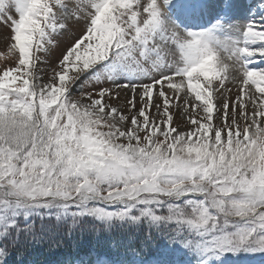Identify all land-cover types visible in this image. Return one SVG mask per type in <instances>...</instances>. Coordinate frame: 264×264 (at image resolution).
<instances>
[{
  "label": "snow or ice",
  "instance_id": "obj_1",
  "mask_svg": "<svg viewBox=\"0 0 264 264\" xmlns=\"http://www.w3.org/2000/svg\"><path fill=\"white\" fill-rule=\"evenodd\" d=\"M0 41V264H264V0H0Z\"/></svg>",
  "mask_w": 264,
  "mask_h": 264
},
{
  "label": "trees",
  "instance_id": "obj_2",
  "mask_svg": "<svg viewBox=\"0 0 264 264\" xmlns=\"http://www.w3.org/2000/svg\"><path fill=\"white\" fill-rule=\"evenodd\" d=\"M115 238L123 241V245L117 249L111 247V240ZM144 239L143 231L136 238L134 244H130L127 236L116 235L108 237L101 233L97 235L94 232L85 231L82 235L77 234L74 237V243L58 249L55 253H48L49 245L47 243L36 246L25 258L24 264H75L81 258H87L89 264L92 263L97 255L103 254L109 258L131 260L132 256L125 252V246L140 247V241ZM160 239L155 240L156 245L163 244ZM144 259H149L155 255V249L149 245L147 251L142 253Z\"/></svg>",
  "mask_w": 264,
  "mask_h": 264
},
{
  "label": "rangeland",
  "instance_id": "obj_3",
  "mask_svg": "<svg viewBox=\"0 0 264 264\" xmlns=\"http://www.w3.org/2000/svg\"><path fill=\"white\" fill-rule=\"evenodd\" d=\"M74 37H64L62 40H61V48L65 47L67 45V43L70 42L71 39H73ZM5 50V45L2 41H0V51H4ZM59 49H57L54 53H53V59L55 60L56 57L59 56ZM4 61H3V58L0 57V64H2Z\"/></svg>",
  "mask_w": 264,
  "mask_h": 264
}]
</instances>
